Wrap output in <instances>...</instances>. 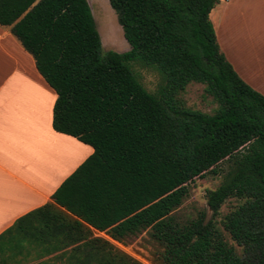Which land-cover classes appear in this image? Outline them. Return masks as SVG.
Listing matches in <instances>:
<instances>
[{
  "label": "trees",
  "instance_id": "obj_1",
  "mask_svg": "<svg viewBox=\"0 0 264 264\" xmlns=\"http://www.w3.org/2000/svg\"><path fill=\"white\" fill-rule=\"evenodd\" d=\"M108 2L124 52L103 51L87 0H0V24L56 93L52 127L93 148L52 194L77 218L52 214V230L21 231V247L50 255L36 264H144L110 239L147 231L153 264H264V95L220 50L209 18L219 0ZM131 63L158 73L154 93ZM192 82L211 112L187 105ZM206 173L221 175L206 191L211 218L179 221L188 183Z\"/></svg>",
  "mask_w": 264,
  "mask_h": 264
},
{
  "label": "crops",
  "instance_id": "obj_2",
  "mask_svg": "<svg viewBox=\"0 0 264 264\" xmlns=\"http://www.w3.org/2000/svg\"><path fill=\"white\" fill-rule=\"evenodd\" d=\"M209 18L221 52L264 95V0H219ZM10 28L0 24V264H36L50 255L21 247V231H51L52 214L77 218L52 194L93 148L54 130L56 93Z\"/></svg>",
  "mask_w": 264,
  "mask_h": 264
},
{
  "label": "rangeland",
  "instance_id": "obj_3",
  "mask_svg": "<svg viewBox=\"0 0 264 264\" xmlns=\"http://www.w3.org/2000/svg\"><path fill=\"white\" fill-rule=\"evenodd\" d=\"M87 1L90 5L96 28L99 32L103 51L113 50L117 52H124L128 50L130 46L124 38L117 16L108 0ZM131 68L143 86L149 92L154 93L159 82L158 73L150 67L140 66L137 63H131ZM182 96L187 105L203 112H211L216 106L212 97L204 92V85L201 83H189ZM220 181L221 175L219 174L215 175L212 173H206L203 176L195 177L188 183V195L183 199L179 207L174 210L173 213L175 217L179 221L184 222L196 217L200 213H205V219L211 218L212 212L206 203V191L214 189L218 186ZM237 202L238 201L235 198L227 199L221 205L220 213L216 217V221L220 220L224 214L232 210ZM218 225L222 228L220 223H218ZM96 234L107 238L104 233L96 232ZM226 238L229 242L234 244L228 234H226ZM122 246L124 248H120L123 251L138 259L142 263L153 264L151 259L152 251L154 250V242L148 235L147 231H142L137 236L123 243Z\"/></svg>",
  "mask_w": 264,
  "mask_h": 264
},
{
  "label": "built area",
  "instance_id": "obj_4",
  "mask_svg": "<svg viewBox=\"0 0 264 264\" xmlns=\"http://www.w3.org/2000/svg\"><path fill=\"white\" fill-rule=\"evenodd\" d=\"M98 233H100V232H98ZM108 239H110L109 237H107ZM114 244H116V245H118L119 246V248L121 247V248H124L123 246H122V244L121 243H119V242H117V241H115V240H112V239H110ZM120 248V249H121Z\"/></svg>",
  "mask_w": 264,
  "mask_h": 264
}]
</instances>
